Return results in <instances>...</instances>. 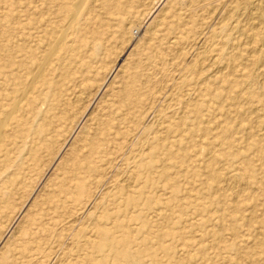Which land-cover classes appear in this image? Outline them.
<instances>
[{
    "label": "rangeland",
    "instance_id": "obj_1",
    "mask_svg": "<svg viewBox=\"0 0 264 264\" xmlns=\"http://www.w3.org/2000/svg\"><path fill=\"white\" fill-rule=\"evenodd\" d=\"M256 1L0 0V116L16 119L0 140V264H264V160L244 144L214 165L211 154L227 147L200 138L184 145L192 158L167 162L169 182L155 171L145 189L142 180L153 139L180 120L196 81L211 77L213 47L264 33L253 28L264 21ZM49 37L46 76L24 99L20 84ZM238 52L247 63L264 48L252 56L242 43ZM249 89L251 103L224 109L230 140L244 143L241 127L255 123L237 109L264 115V78ZM221 113L213 105L207 124H224ZM210 171L222 182L207 180ZM101 229L119 256L99 248Z\"/></svg>",
    "mask_w": 264,
    "mask_h": 264
},
{
    "label": "bare ground",
    "instance_id": "obj_2",
    "mask_svg": "<svg viewBox=\"0 0 264 264\" xmlns=\"http://www.w3.org/2000/svg\"><path fill=\"white\" fill-rule=\"evenodd\" d=\"M256 2L257 3L254 6L262 7L261 0H257ZM259 9L260 8H258L257 10L259 11ZM259 13H258V16L260 17ZM262 19L263 18H261V20ZM255 24L256 25H254L253 28L263 27L264 21H256ZM234 25L236 28V24ZM248 25L250 24H247V26ZM232 29L234 30V28ZM241 30H243V28ZM249 32H252V31H249ZM50 38L51 37H49L46 40L47 49H46V53L42 57V60L38 61L37 64H35V66L33 65L34 63L31 64L30 75L28 76L26 81H23V83L20 84L19 91L24 92L23 93L24 99H27V97L29 98L30 96V94H28L29 92H27V88L29 86H30V89L37 87L36 83L34 85V80L37 74L39 77H42V78L46 76V71L45 70L43 71L40 69L44 67V66L42 67V65H45L44 63L46 61L47 51L52 52L56 45V43L54 42V38L53 37L51 39ZM236 40L235 38L233 40L229 38L223 41L221 44L218 43L217 46L213 47V52L216 53V56L211 58V62H210L211 67L209 68V71L211 72L210 73L211 77L201 78L198 81H196V83L194 84L195 85L194 88L197 92V96L195 99H192L191 101L185 103L184 105L185 111L182 113V117L180 118V120L169 123V125L165 127L164 136H156L153 139V146H152L151 152L148 157L149 159H148L147 164H145L144 166V170L147 173L146 174L147 176L145 180L141 178L143 180V183L145 184L143 186V189L146 188L147 184H151V178H149V176H151L154 171L158 174V177L161 181L165 183L169 182L171 180V173H170L169 166H167V162H171L172 160H175L177 158L178 159L181 158L183 161H186L189 158H192L194 155L187 153V150L183 151V149L185 148L184 145L195 146L198 143L200 138H205L211 135H215V138L218 141L215 144L209 143L208 147H210V149L212 147H215L216 145L218 146L225 145L227 147L225 151V155H223V157L221 155L211 154V158L209 160L211 164L217 165L218 163L222 161V158L238 156L240 154L239 147L242 144H244L243 147H245L246 150L255 152L258 155L259 160H264V115L258 114V110H255L252 108H240V109H237L236 111V117H239V118L245 117L248 113L252 115H256L255 123L253 124L254 125L253 127H248V126L241 127L242 132H246V133L248 132L247 138L244 141V143L242 142V139H239V138H234L233 140H230L229 137L226 135V133L233 132L235 128L234 121H233L234 119H232L229 116V112L224 111L226 104L228 102L235 103L236 101H238L239 103H243V102L251 103L252 100L254 99V95L256 94L254 90L249 89V86H251V82L254 80L256 76L258 78L259 77L264 78V70L260 69L261 67L262 68L264 67V54H261L257 58H254L252 61H248L246 63L244 62L245 59H244L243 54L241 52H238L242 46V43H244V45L248 47V51L253 53L252 56L255 55L254 53L256 54L260 53L259 50L261 49V47L264 48V33L256 32L250 35H245L244 42L243 40H240V39L239 41H236ZM261 52L263 51L261 50ZM227 57H228V60L226 59ZM242 58L244 60H242ZM239 59H241V61H239V63L236 64V62ZM227 71L228 73L226 74ZM15 104H16V111H18L20 109L19 100H17ZM213 105H215L216 107V112H219V113L220 111L222 112L220 115L223 116L226 120L224 124L223 123L215 124L214 126H210L209 123L207 124L206 113L210 112V109ZM13 120H16L15 114L10 115V113H7L6 111H4L2 115L0 116V140H3L5 138V134L8 132L11 126L10 122ZM158 163H161L162 166L158 167L157 165ZM199 175H200V172L199 174L195 173V175L193 176L197 177ZM241 179H242L241 176L238 174H235L233 176V180H235L238 183ZM207 180H211L214 182H217V181L222 182V177H220L218 173L210 171L208 173ZM233 184H235V182ZM132 185H133V182H132ZM235 185L234 187H232L231 185L232 187L231 190H233V188L234 190L236 189ZM263 197H264V192H263ZM137 204H138L137 198H135L134 196L129 197V199L127 200L128 208L135 209L137 207ZM257 205H258V201L254 199L252 201L251 206L249 207L250 209L253 210V213L257 211L256 210V208L258 207ZM108 236L109 235L107 231L102 230V229L98 231V239H100L99 248L102 251L105 249L106 250L110 249L111 251L113 250L115 252V249L113 247L114 246L113 241H112V246H109V248L107 247L109 245L108 241L109 240L111 241V239L115 240L116 237L113 236V237L108 238ZM123 245L126 246L127 241L124 240ZM115 253H117V255L119 256L118 252H115Z\"/></svg>",
    "mask_w": 264,
    "mask_h": 264
}]
</instances>
